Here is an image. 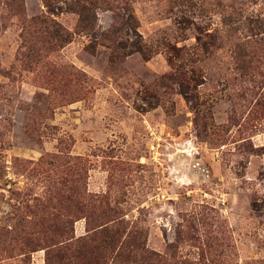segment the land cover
Here are the masks:
<instances>
[{
  "label": "rangeland",
  "instance_id": "1",
  "mask_svg": "<svg viewBox=\"0 0 264 264\" xmlns=\"http://www.w3.org/2000/svg\"><path fill=\"white\" fill-rule=\"evenodd\" d=\"M0 264H264V0H0Z\"/></svg>",
  "mask_w": 264,
  "mask_h": 264
},
{
  "label": "trees",
  "instance_id": "2",
  "mask_svg": "<svg viewBox=\"0 0 264 264\" xmlns=\"http://www.w3.org/2000/svg\"><path fill=\"white\" fill-rule=\"evenodd\" d=\"M48 250H49V249H48ZM48 250H47V255H48ZM120 255H121V251L116 252V256H117V258H118Z\"/></svg>",
  "mask_w": 264,
  "mask_h": 264
}]
</instances>
